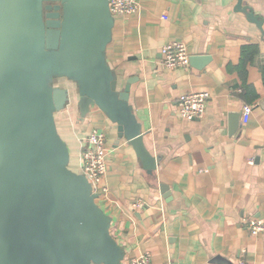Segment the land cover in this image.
<instances>
[{
    "label": "crops",
    "instance_id": "crops-1",
    "mask_svg": "<svg viewBox=\"0 0 264 264\" xmlns=\"http://www.w3.org/2000/svg\"><path fill=\"white\" fill-rule=\"evenodd\" d=\"M138 1L137 13L115 15L107 58L121 87L136 78L130 103L157 165L149 172L99 107L83 119L71 92L56 113L70 167L81 171L82 138L93 128L104 131L110 199L98 201L113 217L123 264L145 251L154 264H264V233L244 224L246 217L264 222V34L236 10L238 0ZM244 1L264 18V0ZM174 40L186 43L190 57L209 59L164 66L162 46ZM248 43L259 53L238 67ZM244 80L249 87L241 94ZM58 84L75 88L65 78ZM198 90L211 92L205 115L183 119L179 95ZM136 199L146 205L134 208Z\"/></svg>",
    "mask_w": 264,
    "mask_h": 264
},
{
    "label": "water",
    "instance_id": "water-1",
    "mask_svg": "<svg viewBox=\"0 0 264 264\" xmlns=\"http://www.w3.org/2000/svg\"><path fill=\"white\" fill-rule=\"evenodd\" d=\"M236 10L264 34L250 5L238 0ZM115 22L109 0H0V264H123L113 217L86 174L70 167L56 121L74 92L83 119L99 107L155 169L130 103L136 78L121 87L107 58ZM199 59L209 57L190 62Z\"/></svg>",
    "mask_w": 264,
    "mask_h": 264
},
{
    "label": "built area",
    "instance_id": "built-area-1",
    "mask_svg": "<svg viewBox=\"0 0 264 264\" xmlns=\"http://www.w3.org/2000/svg\"><path fill=\"white\" fill-rule=\"evenodd\" d=\"M110 8L114 15H128L137 13L140 10L138 0H109ZM162 63L168 68L179 66H190V53L187 45L182 40H174L164 44L161 49ZM211 98V92L208 90L190 91L179 95L177 107L180 116L186 120L202 118L206 113L207 103ZM251 111L250 106L244 107V113L247 115ZM81 149V172L86 174L98 193V199H110V190L105 182V176L108 171L107 156L109 149L107 146V136L104 131L93 128L82 138ZM134 208H141L146 205L142 199L133 201ZM244 224L252 234L264 233V222L251 217L244 218ZM131 264H154L149 251L142 252L131 259ZM163 264H177L168 261ZM241 264H246L241 262Z\"/></svg>",
    "mask_w": 264,
    "mask_h": 264
},
{
    "label": "trees",
    "instance_id": "trees-1",
    "mask_svg": "<svg viewBox=\"0 0 264 264\" xmlns=\"http://www.w3.org/2000/svg\"><path fill=\"white\" fill-rule=\"evenodd\" d=\"M258 53H259V47L256 43L245 44L242 47V59H241L240 65H238V67H244L247 62L253 61V58ZM263 76H264V64H263ZM245 81L246 80H244V84L242 85L243 88H242L241 94H244L247 87H249Z\"/></svg>",
    "mask_w": 264,
    "mask_h": 264
}]
</instances>
